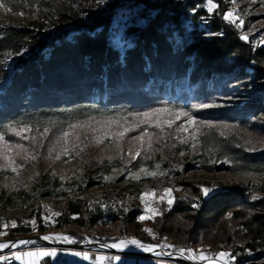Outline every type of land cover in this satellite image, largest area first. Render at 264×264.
I'll use <instances>...</instances> for the list:
<instances>
[{"label": "trees", "instance_id": "obj_1", "mask_svg": "<svg viewBox=\"0 0 264 264\" xmlns=\"http://www.w3.org/2000/svg\"><path fill=\"white\" fill-rule=\"evenodd\" d=\"M58 1L7 0L16 13L27 9L32 13L40 12ZM191 1L187 0L185 6L192 8ZM181 7L180 2L163 1L162 10L142 30L137 44L124 55L106 44L103 31L95 35L78 32L73 40L60 37L47 44L37 31L25 28L5 30L0 35V131L7 134V126L18 121L29 125L64 127L90 118L129 116L157 105L192 108L216 98L217 94L236 92L235 87H229L231 83L248 76L264 81V43L253 50L220 15L211 18L209 28H206L215 36L175 48L168 40L169 32L160 28L168 19L165 9L180 11ZM202 12L206 11L200 8L194 18ZM220 32L221 35L216 34ZM23 47L30 48V56L17 60L11 80L2 85L8 72L2 59L3 52L6 49L18 52ZM183 84L190 86V94L181 92ZM247 105V112L241 110L239 114L242 123H245L249 112L264 117V100L255 99ZM223 114L227 118L238 116L235 110L224 111ZM200 141L217 153L219 159L227 158L231 171L264 173V151L246 150L235 136L220 135L209 129L200 136ZM111 168V165H103L97 173L103 176ZM208 168L212 170V167ZM92 182L94 180L90 179L86 185ZM60 183L62 181L55 179V184ZM63 183L69 187L73 185V182ZM132 184L133 181L128 180L124 190L132 193ZM82 190L57 189L54 196L63 199L65 205L58 209L59 216H52L55 227L83 226L88 230L90 226L103 225L98 223L100 217L92 214L86 198L79 196ZM244 192L245 189L238 184L227 190L215 191L198 208L191 207L194 212L192 222L201 229L224 219L236 222L234 230L241 245L235 250L245 249L251 252L252 257L263 258L264 198L251 201ZM183 208L182 202H176L166 213L167 218L181 213ZM36 215L35 228L22 225L25 217L20 215L15 218L19 225L8 227L6 236L42 234L52 229V225L42 224L38 210ZM111 219L118 221L122 217L119 213L112 215ZM126 219L130 223L135 222V213H128ZM225 236L224 232L208 235L211 246L226 240ZM178 237L186 240L185 234ZM98 238H102L100 233ZM174 261L176 264H190Z\"/></svg>", "mask_w": 264, "mask_h": 264}, {"label": "rangeland", "instance_id": "obj_2", "mask_svg": "<svg viewBox=\"0 0 264 264\" xmlns=\"http://www.w3.org/2000/svg\"><path fill=\"white\" fill-rule=\"evenodd\" d=\"M213 3L217 5V8L210 13L207 9V0H192L190 2L193 12H195L194 9H196V13H198L200 8L206 11L199 13L196 16L197 18L195 17L197 22L203 24L202 27L198 25L196 29L199 28L201 30L203 27L207 28L211 18L219 15L223 18L226 12L235 9L236 13L244 20V25L241 28H237L234 24L226 21L229 23V26L236 30L240 37L243 34H247L248 39L245 41L249 43L253 50L264 43V0H234V2L233 0H213ZM187 8H190V6ZM43 11H45V9L40 12L32 13L30 9H27L26 12H23V16H19L13 15L12 13H5L0 9L1 23L5 24V19L11 17L15 18L20 23H25L23 26L21 25L20 28L35 30V27H30L27 23L39 17ZM62 17L63 16H60V19H62ZM52 22H54L53 18L50 20V23ZM43 25H45L44 30L47 33L50 32L51 27H53L52 24L46 25L45 22ZM206 28L197 32L202 36L204 35L203 37L205 38H207V36H215L213 33L208 32L209 30H206ZM216 34L221 35L222 32ZM23 48L30 50L29 47ZM23 48L18 52H12L6 59L8 60L6 61L8 72L5 81L1 84L8 83L7 78L9 77V73H12V68L15 67L14 65L18 59L28 58L30 56L29 52H22ZM248 69V72H250L251 69ZM244 81L246 82L244 83ZM263 86L264 81H257L252 76H248L244 80L231 83L229 87H235L234 89L236 92L217 94L216 98L205 100L194 105L192 108H187L185 105L181 107L157 105L129 116H118L127 117L128 124L126 126H131L134 129L128 132L120 141L122 151H117L115 146L111 144V141L106 140L103 145L99 146L89 144L80 156H76L75 152H73L70 156H62L60 160H55L54 156L60 151L62 145H56V151L53 152L52 157H49L48 149L62 136L63 131L67 130L68 126L58 127L51 124L31 125L33 131L25 133V135L37 136L38 141L36 145H33L29 140H22L13 133L8 132L5 135V139L10 144H23L30 152H36L38 159L35 161L29 160L25 163L24 166L19 169V175L12 172L10 169H0V238H12L7 237L4 233H6L8 227H12V221L16 223L15 218L20 215L25 217L22 218V225H28L34 228L31 223L26 222L35 220L37 223L36 211L38 210L42 219V224L52 225V229L42 234L51 233L54 229H58L60 232L75 237L77 239L76 243H82L88 240H99L101 242L111 243L121 239L135 238L142 242L158 245L164 242L167 245H172V250L184 248L192 250L195 254L204 252L208 256H213V253L216 255L218 252L228 251L235 257L233 260L234 264H264V257H252L251 252L245 249L235 250V247L241 245V242L237 241L238 236L234 230L237 224L236 222L232 223L224 219L220 220L219 223L216 222L217 224L214 226L210 223L209 226L205 228H197V224L192 222V215L194 212L190 210L193 204H196L198 208L200 203L210 197L215 191L230 189L233 184H238L239 187L244 188V195L251 201L264 198V173L231 171L230 161L227 158L219 159L217 153L213 152L200 141L201 135L196 142L195 148L192 147L191 140H189L187 144H181L179 142L180 138L188 136V133L178 134L176 128L180 124H186L185 117H181L177 120L171 128L165 126L164 131L161 132L159 128L139 123L141 117L136 115L161 107L183 110L189 112L196 119L198 124H200V122L211 123L216 126L212 129L218 134L221 135L223 132L224 136L233 135L246 150L260 152L264 151V117L249 112L246 114V120H244L245 124L240 120L241 117H239V114L241 110H244V113L247 112V103L259 98L262 101L264 100ZM181 89V92L185 91L186 94H190L189 85L183 84ZM201 104H212L214 106L201 108L199 107ZM228 110H235L238 116L227 118L226 114L224 115L223 113ZM103 119L104 118H95L92 123L95 125V121ZM161 119H163V116ZM88 120L89 119L83 121ZM225 125L228 127H224ZM44 127L51 128V131L47 138L43 140V147H39V134L37 129L42 131ZM145 129L152 134L151 139L153 141V147L151 150L147 149L148 138L145 137L141 155L136 159H131V154H134L137 148L140 147V141L136 140L135 137L140 136ZM200 131L205 133L209 131V129L201 126ZM189 132H191V128ZM69 139L70 142L68 146L71 148V140L74 139V137H70ZM89 139H91V134H89ZM180 153H183V155ZM9 155L14 156L15 152L9 153ZM109 156H112L113 159L109 160ZM16 159L18 164L21 163L18 157ZM3 163H5V161L0 159V164ZM156 164L160 165L159 169H156ZM103 165H111L112 168L109 173L100 176L97 170ZM141 167L150 171L163 172L165 174L151 177L141 173L139 179H134L131 173H138ZM208 167H212V170ZM113 169H117V171H113ZM105 176L112 177L113 179L105 181ZM61 177H63V179ZM55 179L62 181V183L55 184ZM90 179L94 180V182L87 186L86 182ZM128 180L133 181L131 185L132 193L124 190V187L128 184ZM63 182H73V185L69 187ZM202 185L213 187L214 191L208 196H203L200 187ZM167 187H172L174 189V203L168 206L166 203L158 204L155 200L152 201V206L158 207L162 214L156 216L154 219L141 221L139 217L145 215V204L140 197L145 190H154L158 197L162 194V190ZM78 188H83L79 196L86 198L90 203L89 208L92 214L99 216L98 223H102L103 225L98 227L90 226L88 230L83 226H69L64 229L55 227V221L52 219L51 212H58V209L65 205L63 204V199L54 196L57 189L69 191L70 189L76 190ZM116 189L122 190V194L115 201L116 203H114L115 210L110 208V213L106 215L101 214L97 209L99 200L96 195L101 193L110 197ZM254 196L257 198L253 199ZM178 201L184 204V210L179 214L167 218L166 213H168L169 209ZM132 212L135 213V222L130 223L127 221L126 216L128 213ZM119 213L122 219L113 221L111 216ZM45 217H49L48 223H45ZM5 224L8 225L7 228L4 227ZM16 225H19V223H16ZM145 229H150L152 234H149ZM213 232L219 234L224 232L226 234L224 239L226 240L220 242L215 247L211 246L208 235ZM99 233L102 237L100 239L98 238ZM181 234H185L186 240H181L178 237ZM34 242L35 243H28L22 247L0 250V256H3V254L12 255L13 252L18 251L27 252L36 251L40 248L49 250L55 248L58 252L62 253V256L66 258L67 261H73L74 264H94V259L97 255H118L122 257L123 262L131 261L132 264H176L174 260L170 259L87 248L58 247L46 245L39 240H34ZM167 250H169V247H167ZM67 251H87L92 259L84 261L77 257L65 255L64 253ZM244 255H251V257H245ZM51 260V264H55L56 258H51ZM17 262L18 261L15 260L16 264H20ZM184 262L190 263L188 261ZM38 264L48 263L45 262V260H39Z\"/></svg>", "mask_w": 264, "mask_h": 264}, {"label": "snow or ice", "instance_id": "obj_3", "mask_svg": "<svg viewBox=\"0 0 264 264\" xmlns=\"http://www.w3.org/2000/svg\"><path fill=\"white\" fill-rule=\"evenodd\" d=\"M234 2V0H233ZM217 8V5L213 3V0H207V9L208 12H212ZM0 9H2L5 13H12L13 15L23 16V12L16 13L13 11V8L9 6L7 0H0ZM223 19L228 21L231 24H234L237 28H241L244 25V20L236 13V10L226 12L223 15ZM243 40H247V34H243L240 37ZM212 104H201L199 107L201 108H209L213 107ZM141 117L139 123L147 124L149 126H153L159 128L161 132L164 131L165 126L167 128H171L173 124L176 123L181 117L186 118V124H180L176 128V132L179 133H188V136L181 137L179 142L181 144L189 143V140L192 141V147H196V142L199 139V136L203 133L200 131L201 126L207 129H212L216 127L211 123L206 122H198L196 119L189 113L183 110H175L167 107L155 108L151 111L144 112L142 114H136ZM163 116V119L161 117ZM95 118H90L88 121L70 123L68 125V129L63 131L62 136L56 140L55 144L48 149L49 157H52L53 152L56 151V145H62L60 151L54 156L55 160H60L62 156H70L73 152H75L76 156H80L81 153L89 146V144H95L97 146L103 145L106 140L111 141V144L115 146L117 151H122L120 141L126 136V134L130 131H133V127L126 126L128 124L127 117H113L108 116L103 120L95 121V125L92 121ZM224 127H228L225 125ZM191 128V132L189 129ZM7 131L13 133L16 137H19L22 140H29L33 145L37 144L38 137L37 136H28L25 133H30L33 131L31 125L24 123L23 121L14 122L13 124H9L7 126ZM51 128L44 127L42 131L37 129L39 134V147H43V140L47 138ZM5 132L0 131V159L5 161V163L0 164V169H10L12 172L19 175V169L24 166L29 160L35 161L38 159V155L36 152H30L28 148H26L21 143L10 144L5 139ZM89 134H91V139H89ZM223 135V132L221 133ZM152 134H150L147 129H145L140 136L135 137L136 140L140 141V147L137 148L134 154H131V159H136L141 155V150L144 147L145 137H147V149L151 150L153 147V141L151 139ZM70 137H74L71 140L72 147L69 148ZM83 137V138H82ZM254 150V149H249ZM15 152V155H9V153ZM23 153V155H22ZM183 155V153H180ZM21 160V163H17V159ZM150 158V157H149ZM109 160H112L113 157L109 156ZM214 162V161H213ZM156 169L160 168L159 164H156ZM113 171H117V169H113ZM143 173L146 176L156 177L157 175H164L163 172L158 171H150L144 167L139 169L138 173H131L134 179H139L140 174ZM38 175V173H37ZM63 179V177H61ZM113 179L112 177L105 176L104 180L109 181ZM201 193L203 196L210 195L213 191V187L200 186ZM174 189L172 187H167L162 190V194L157 197L156 192L154 190H145L140 199L145 204V215L139 217L141 221L147 219H154L156 216L161 215V211L158 207L152 206V201H156L159 203H166L168 206H171L174 203L173 196ZM257 197H253L256 199ZM196 204H193V207H196ZM61 213L59 212H51V216H59ZM231 215V214H229ZM75 218V217H74ZM49 217H45V223H48ZM26 223H31L33 227L36 226V221L32 220ZM12 227H16L15 221L11 222ZM5 228L8 227L7 224L4 225ZM145 231L152 234L150 229H145ZM6 234V233H4ZM44 241H62L64 243L73 244L76 241L66 235H44L42 237ZM91 243V241H88ZM21 244L35 243L34 241L22 240ZM15 247V245H12ZM102 248H116V249H129V254H134L132 249L129 246H134L135 249L142 250L144 252H153L155 251L154 246L142 244L138 239H121L118 243L112 244H101ZM167 247H172V245H167ZM9 248L8 243L0 244V249ZM181 255L184 254L185 249L181 248L178 250ZM189 251V259L208 261L209 264H230V261L234 260L235 257L232 256L228 251L218 252L215 256H208L204 252H200L199 254H195L192 250ZM58 251L53 248L51 250L46 248H40L36 251H27V252H13L12 258L14 260L21 261V264H38V261L41 258H56L58 256ZM65 255H69L72 257H77L84 261H89L92 258L89 255V252L84 251H67L64 253ZM158 256L162 253H156ZM168 255H171L169 253ZM9 259L8 256H0V260L7 261ZM118 261L122 262V264H132L131 261L123 262L121 256H105V255H97L94 259V264H104L105 261ZM63 264H74L73 261L63 262Z\"/></svg>", "mask_w": 264, "mask_h": 264}, {"label": "bare ground", "instance_id": "obj_4", "mask_svg": "<svg viewBox=\"0 0 264 264\" xmlns=\"http://www.w3.org/2000/svg\"><path fill=\"white\" fill-rule=\"evenodd\" d=\"M174 3H181L182 7L180 11H183V3L182 0H172ZM187 2H184V10L186 13H193V10L191 8H187L185 6ZM193 9V8H192ZM170 10V9H169ZM196 10V9H194ZM112 12V5L109 4L108 0H59L54 6L50 8H46L45 11L42 12V14L35 18L34 20H31L27 24L30 27H35L36 29H32L34 31H40L41 38L47 43H51L53 41L58 40L60 37H65L69 40H73L74 36L78 32H85L89 35H95L98 32L103 31L105 34L106 44L110 45L113 49H115L120 55H124L128 50H130L132 47H134L137 42L141 38V32L144 30L148 25L156 18L157 16V10H148V11H142L141 5L138 4H126L122 7H118L115 9V16L117 17H132V14L134 15H140L141 19H149V17H154L149 20V22H145L142 26L139 27L137 30V38L135 36H129V35H121L119 38H113L112 33L115 34H123L124 32H128V23L126 22H111L110 23V30H106V24H97L94 27H79L84 21V18L86 17V21L88 23H95L96 22V14H103V17H111ZM60 16H63L62 19H60ZM53 18L54 22L50 23V20ZM200 18V17H199ZM166 20V19H165ZM168 20H170V13H168V19L164 21L162 24L163 30L166 32H169L168 40L172 41L173 46L176 47H182L184 45H191L193 43H198L203 40H209L212 36H207V38L203 37L200 33L197 31H202V29L206 28L203 27L201 30L196 27L203 26L201 22H197L193 15H183L179 19V25H171V23H167ZM0 18V35L8 29L11 28H20L21 25L23 26L25 23H20L15 18L7 17L5 19V24L1 23ZM45 22L46 25L52 24L53 27H51L50 32H46L44 30L45 25H43ZM20 25V26H19ZM197 25V26H196ZM205 25V24H204ZM28 26V27H29ZM29 27V28H30ZM49 28V27H48ZM39 29V30H38ZM188 29V30H185ZM208 30V29H206ZM210 32V31H208ZM212 33V32H210ZM42 35H46L42 36ZM202 36V37H200ZM191 40V41H189ZM122 50V51H120ZM23 53H30V50H27L23 48ZM12 54V51L10 49H6L3 52V62L6 63V60L10 55ZM7 64V63H6ZM12 73H9V77L7 78V81L10 80ZM11 74V75H10ZM122 191V190H121ZM119 189H116L112 196H105L101 193H98L96 197L99 200L98 210H101V207H104V202L108 201H115L121 196L122 192ZM85 196V195H84ZM91 197V196H90ZM93 198V197H92ZM97 200V199H96ZM97 200V201H98ZM63 204H65V201L63 200ZM110 208H105L104 212L101 214L106 215L107 213H110ZM44 235H67L63 232H60L58 229H54L51 233L42 234ZM164 238V237H163ZM3 239V238H0ZM23 239H19L17 241H7L5 239L0 240V244L8 243L9 248L12 249L16 247H20L23 244L20 243ZM54 241V240H53ZM161 241V239H160ZM163 241V240H162ZM117 242H111L112 243H118ZM167 242V241H166ZM12 245H15L13 247ZM162 245L167 247L166 243L162 242ZM173 247V246H172ZM175 247V246H174ZM134 251L144 252L139 249H135L134 246H129ZM155 251L153 252H146L155 254L156 253H163L158 246H154ZM116 251H122L121 249L113 248ZM0 250H6V249H0ZM129 250V249H124ZM215 254V253H213ZM177 256H182L187 261H195L199 262L200 260L195 259H189V251L185 250L184 254L181 255L175 254ZM205 264H209L208 261L205 262Z\"/></svg>", "mask_w": 264, "mask_h": 264}, {"label": "built area", "instance_id": "obj_5", "mask_svg": "<svg viewBox=\"0 0 264 264\" xmlns=\"http://www.w3.org/2000/svg\"><path fill=\"white\" fill-rule=\"evenodd\" d=\"M109 4L112 5V12H111V17H103V14H96V22L95 23H88V21H86V17L84 18L83 23L81 24V27H94L97 24H106V30H110V23L111 22H126L128 23V32H124L123 34H115L112 33V37L113 38H119L121 37V35H129V36H135V38H137V30L139 29L140 26H142L145 22H149L150 19L154 18V17H149V19H141L140 15H134L132 14V17H117L115 16V9H117L118 7H122L123 5L126 4H138L141 5L142 7V11H148V10H157V14H159V12L162 10V3L165 0H108ZM184 2H187V0H182L183 3V11H175V10H168V8L165 9L166 12L170 13V20H168L167 23H171V25H179V19L181 16L183 15H196V10L193 13H186L184 10ZM160 29L163 30V27H161ZM188 30V29H185ZM45 36L46 35H42ZM191 41V40H189ZM122 51V50H120ZM105 208H112L114 209V202L113 201H108V202H104V207H101V210H99L100 213L104 212ZM69 236V235H66ZM71 237V236H69ZM73 238L75 241H77V239L75 237H71ZM27 241H34V240H27ZM89 241V240H88ZM82 242L80 244H82L83 246H86L87 242ZM51 243L52 246H61L62 244L65 245H71L68 243H64L62 241H48ZM142 244L145 245H152V246H158V248L163 252L160 256H174L177 257L178 260L180 261H185L186 259H184L182 256H177L175 254H179L180 252L178 251L181 248H177L175 250H172V247H169V250H167V247L162 245V242L158 245V244H152V243H146V242H142L140 241ZM74 244V243H73ZM27 245V244H23L22 246ZM20 246V247H22ZM184 249V248H183ZM188 250V249H185ZM58 256L56 257V264H63V262H67V259L64 258L60 252H58ZM169 253H171V255H168ZM215 254H213L214 256ZM3 256H8L9 259L7 261H3L0 260V264H15V260L12 258V255H7V254H3ZM104 264H122V262H110V261H105ZM230 264H234V261H230Z\"/></svg>", "mask_w": 264, "mask_h": 264}, {"label": "water", "instance_id": "obj_6", "mask_svg": "<svg viewBox=\"0 0 264 264\" xmlns=\"http://www.w3.org/2000/svg\"><path fill=\"white\" fill-rule=\"evenodd\" d=\"M108 46H110V45H108ZM3 84H5V83H3ZM42 237H43L42 234H31V235H25V236H16V237H12V238L5 239V240H7V241H17L19 239H23V240H39V241L43 242L46 245H51L50 242L44 241L42 239ZM0 240H3V239H0ZM101 244H111V243H106V242H101L99 240H94V241H91V243L87 242L86 246H83L80 243H75V244H71V245L62 244L61 246L79 248V249H82V248L96 249V250H104V251H110V252H119V253H123V254H129V250L116 251L115 249L110 248V247L109 248H102L100 246ZM132 251L134 253L132 255L154 257V258H162V259H170V260H178L177 257H174V256H160V255L158 256V255L151 254V253H146V252H139V251H134V250H132ZM185 261H187V260H185ZM188 262H190L192 264H205V262H203L202 260H200L199 262H195V261H193V262L188 261Z\"/></svg>", "mask_w": 264, "mask_h": 264}, {"label": "crops", "instance_id": "obj_7", "mask_svg": "<svg viewBox=\"0 0 264 264\" xmlns=\"http://www.w3.org/2000/svg\"><path fill=\"white\" fill-rule=\"evenodd\" d=\"M19 252V251H18ZM61 255H62V253H61ZM40 260H45V262H47L48 264H51L52 262V260H51V258L50 257H48V258H41ZM16 261H18V260H16ZM17 263H20L21 264V262H17ZM16 264V263H15ZM55 264H56V262H55Z\"/></svg>", "mask_w": 264, "mask_h": 264}]
</instances>
